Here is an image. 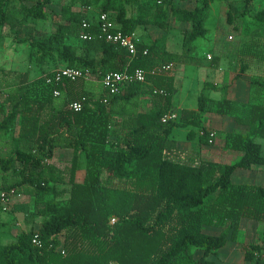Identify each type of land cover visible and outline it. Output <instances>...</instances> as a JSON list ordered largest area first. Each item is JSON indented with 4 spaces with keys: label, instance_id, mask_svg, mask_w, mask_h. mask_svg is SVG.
<instances>
[{
    "label": "trees",
    "instance_id": "trees-1",
    "mask_svg": "<svg viewBox=\"0 0 264 264\" xmlns=\"http://www.w3.org/2000/svg\"><path fill=\"white\" fill-rule=\"evenodd\" d=\"M56 1L0 0V46L8 30L27 46L28 63L41 70L30 79L28 71L0 68V194L33 200L31 209L22 204L15 210L23 211L27 228L15 241L0 242V264H214L212 256L237 242L242 220L264 224V186L232 180L238 170L264 167L256 141L264 139V105L249 104L240 115L242 105L209 98L208 91L220 88L205 82L196 110L182 109L176 120L163 122L175 113L174 77L149 74L160 65L190 62L193 43L208 33L204 24L214 0ZM191 1L192 9L179 6ZM252 1L243 0L237 16L228 11L227 23L241 17L245 25L264 26V9L250 14ZM87 9L108 14L113 33L132 36L151 26L165 35L137 42L130 56L99 36V14ZM47 20L55 29L41 37L38 25ZM83 21L89 41L79 38ZM173 24L183 27L181 52L166 45ZM61 68L88 70L94 80L47 84L46 76ZM135 69L147 72L145 82L130 83L117 95L101 83L106 72ZM240 70L245 73L247 64ZM250 84L264 87V81ZM141 97L150 99L149 111L139 110ZM72 102L81 110H71ZM204 113L233 116L247 128L224 136V148L242 154L237 162L204 159L201 147L210 145L213 132L202 123ZM182 127H191L186 138L197 137L198 149L178 148L174 131ZM57 149L68 151L69 159L54 162ZM5 212L0 206V232L14 223L3 220ZM258 239L242 246L245 264H264V229Z\"/></svg>",
    "mask_w": 264,
    "mask_h": 264
},
{
    "label": "rangeland",
    "instance_id": "rangeland-1",
    "mask_svg": "<svg viewBox=\"0 0 264 264\" xmlns=\"http://www.w3.org/2000/svg\"><path fill=\"white\" fill-rule=\"evenodd\" d=\"M62 1L64 2L66 0ZM242 1L243 0H214V2L210 4L208 12L209 17L205 22V27L208 29L207 35L204 38L197 39L193 43L190 51V62L187 66H180L179 64L175 70H173L174 77L178 82V90L174 96V101L180 103L183 101L182 98L185 99V102H182L184 108L190 109L197 103V94H195V92L187 91V85H189L193 80L197 83L198 81L204 79L202 78L203 69H198L195 64L198 63V66L202 67L210 66V62L205 59V53L209 52V50L211 51L214 49L213 52L216 54L221 52V55L225 58L223 66L225 68L224 73L226 76L230 71L234 73V76H237L241 73L240 69L243 63H248L251 67L249 68V73L246 72L245 74L252 80V55H254V53L264 54V26L257 27L250 24L245 25L244 20L241 17H236L233 25L239 26L240 29L237 31L233 28V25H229L227 23V12H231L234 16L239 15L243 6ZM56 2H58V0ZM193 4L194 2L191 1L190 3H187L185 7H192ZM181 6H183V4ZM75 9L78 10V6H76ZM261 9H264V0H253L250 5V14H254ZM87 12L93 13L94 16L99 14V11L93 9H87ZM38 28L40 30V36L45 37L55 29V26L50 20H47L40 23ZM9 34L8 30L3 33L0 46V68L6 71L24 72L27 70L29 72L33 69L34 65L28 63L27 46L14 42L13 37ZM148 34H150L149 36L151 38H159L162 31L150 29ZM182 39L183 31L178 26H175L167 35V48L173 52H181ZM245 74L238 76L242 77V75ZM181 77L184 78V84H180L179 82ZM251 86L250 88L252 89ZM196 88H198V85H196ZM94 90H97V92L101 91V86L95 87ZM228 91L229 89L226 87V84L225 86L220 85L219 95H222V99H228ZM201 120L204 125L205 120L203 115ZM190 129L191 127L177 128L174 134L177 138L182 137V135H186ZM256 141L262 144V155H264V139H256ZM220 145H222L223 148H221ZM203 150L207 153V157L217 160L219 159L229 164L237 162L242 155L240 152H236L238 153V157L235 159L231 158L232 156L222 158L220 152L223 150L226 151L224 148L223 137L218 138L214 145L205 147ZM258 170L263 172L262 178L252 176V170H240L234 173L232 180L235 183H256L264 185V167H258ZM258 176L260 175L258 174ZM22 204H27L31 209L33 206V200L25 196H13L9 198V201L4 205L0 202V206L6 210V212L2 215L3 220L6 222L14 221L13 224H18V226L8 225L1 227L0 242L2 244L15 241L16 235L20 231L27 228V226H24L23 211H20L21 213L15 211L19 210V206ZM39 223L40 218H37L35 220V225L38 226ZM263 229V223L252 220H242L239 227L237 242H229L223 252L221 251L217 254L218 257L216 260L221 262V264H245L243 261L242 246L258 242V238ZM220 231L221 230L218 229H208V232L211 234H218ZM194 253L195 257L201 255V252L199 251H195ZM211 260H214V257H212Z\"/></svg>",
    "mask_w": 264,
    "mask_h": 264
},
{
    "label": "crops",
    "instance_id": "crops-1",
    "mask_svg": "<svg viewBox=\"0 0 264 264\" xmlns=\"http://www.w3.org/2000/svg\"><path fill=\"white\" fill-rule=\"evenodd\" d=\"M187 3H190V2H187ZM187 3H180L179 6H181L183 4V6H181V7L188 8V9L194 8L195 4H193L192 7H185V5ZM175 26H178L183 31V27L180 24H173L170 30H172ZM150 29L155 30L157 28L151 27V26L147 27L146 29L141 28L136 33L133 34V37L137 40V42H140L141 40H144V39L145 40L156 39V38H151L149 36L150 34H148V31ZM157 30H159V29H157ZM168 33H166V36L168 35ZM162 35H165V33L162 32L161 36ZM213 50H211V51L209 50V52L205 53V59L210 62V66L202 67V66H198V63L195 64L198 69H203L202 70L203 71V77L202 78H204V79H202L201 81H198L197 83L195 80H193L189 85H187V91L195 92V94H197V98H198V95L201 92V89H202L203 84L205 82H210L219 88H220V85L225 86V84H226V87L229 89V91L227 92L228 93V95H227L228 100H231L234 103L243 106L238 111V113H240V115H246V107L249 104H262V105H264V87H260L256 84H252V86L250 85V81H255V80L264 81V54H256L253 52L254 55H252V80H251L245 74L246 72L249 73V68L251 67L250 65H248V63H245V64H247V70L245 71V73H242V74H245V75H242V77L234 76V73H232L231 71L226 76V74L224 73L225 68L223 66V62H225L224 61L225 58H223V55H221V52H218L216 54L213 52ZM208 55L211 57L210 60L207 58ZM216 58H218V61L215 65L212 61H213V59H216ZM181 65L187 66V64H185V65L180 64V66ZM176 67H177V65L174 67L173 70H175ZM33 69L29 71L30 79L36 78V77L41 75V70H39L36 67H33ZM55 70H57V69H55ZM171 74L174 77L173 72ZM209 79H210V81H209ZM87 80L92 81L94 79L90 77ZM179 82H180V84H184V78L181 77ZM177 84H178V82H177L176 78L174 77V93H173L172 105L175 108L174 114H176V115H178L177 113L180 110L187 109V108H184L182 105V102L183 101L185 102V99L182 98L183 101L180 103L174 101V96L176 95V92L178 90ZM196 85H198V88H196ZM250 86L252 87V89L250 88ZM219 94H220L219 90L207 92V96L209 98L215 100V101L222 100V95H219ZM150 108H151L150 99L148 97H141V99L139 100V110L141 112H146V111H149ZM190 109L196 110L197 109V103L194 107H192ZM203 117L205 120L204 125L207 128H209L210 130H212L213 132H215V137L213 139L214 142H212V144H210L209 146L214 145V143L217 142L218 138H222V137L224 138V136L227 132H231V131H236L239 133H246L247 132L246 127L240 126V125H237L234 123L233 116H220V115H217L216 113H204ZM174 133H175V131H174ZM174 136L177 140V146L180 150L190 151V150H196L199 148L198 143H197V137H194L192 140H187L186 135H184V136L182 135V137H178L179 139L176 137L175 134H174ZM260 145H262V144L260 143ZM209 146L201 147L202 148V155H203L204 159L212 160V161L220 162V163H224V164H229V163L223 162L219 159L217 160V159H214L211 157H207V155H206L207 153L204 152L203 148L209 147ZM220 147L223 148L222 145H220ZM261 153H262V146H261ZM220 155L222 156V158L232 156L231 158L235 159L236 157H238V153H236L235 151L227 150V149H226V151L223 150L222 152H220ZM69 157H70V155H69L68 151L57 149L55 151V156H54L53 161L54 162L65 161V160H68ZM220 159H221V157H220ZM258 167H262V166H253L252 167V169H251L252 170V176H254L256 178H258V177L262 178L263 172L259 171ZM251 170H248V171H251ZM238 171H240V170H238ZM243 171H246V170H243ZM258 174L260 176H258ZM84 178H85V171L83 168H81L76 173V181L81 183V182H83ZM252 184L260 185V184H256V183H252ZM261 186H264V185H261ZM17 197H24V196H17ZM40 222H41V219H40ZM13 225L18 226V224H13ZM24 226L26 227L25 223H24ZM35 226H37V225H35ZM227 245H228V243H227ZM227 245L225 246V248L227 247ZM225 248L221 249L219 251V253L221 251L223 252V250ZM212 257H214V260H212L214 262V264H221V262L216 260V258L218 257L217 255L212 256Z\"/></svg>",
    "mask_w": 264,
    "mask_h": 264
},
{
    "label": "built area",
    "instance_id": "built-area-1",
    "mask_svg": "<svg viewBox=\"0 0 264 264\" xmlns=\"http://www.w3.org/2000/svg\"><path fill=\"white\" fill-rule=\"evenodd\" d=\"M89 28V23L87 21H83L81 24V32H80V40L89 41L91 40V35L87 32ZM97 28L99 32V36L103 38L105 41L113 44H118L120 47L126 49L130 56L135 55L136 49L135 45L137 40L132 36L124 35L120 32H112L115 30L114 23L110 20L108 14L100 13L97 17ZM143 54H146L144 51ZM207 58L210 60L211 57L208 55ZM174 66L172 64L169 65H160L158 67L153 68L149 71V74L156 75L159 73H167L171 74L173 72ZM147 76V72L141 69H135L134 71L124 70L122 72H106L103 74L101 78V83L106 88L108 93L111 96L117 95L125 86L133 82H145ZM90 73L85 69H75V68H61L54 70L50 76H46V83H59L62 80H70L75 81L80 78H89ZM59 93L57 91L53 92L54 96H57ZM1 103V98H0ZM71 110L76 112L81 110L80 102H72L69 105ZM176 114H169L162 118V121L166 120H176ZM215 137V132L210 134L209 144H212L213 139ZM9 201V198L4 194H0V202L4 205ZM34 244H37L36 240L33 241Z\"/></svg>",
    "mask_w": 264,
    "mask_h": 264
}]
</instances>
